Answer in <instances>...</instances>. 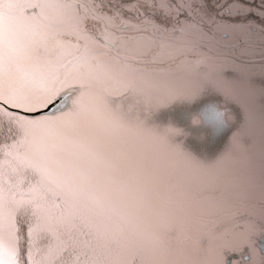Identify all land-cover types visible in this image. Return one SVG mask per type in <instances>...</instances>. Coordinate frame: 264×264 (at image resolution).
Returning <instances> with one entry per match:
<instances>
[{"label": "flooded vegetation", "instance_id": "1", "mask_svg": "<svg viewBox=\"0 0 264 264\" xmlns=\"http://www.w3.org/2000/svg\"><path fill=\"white\" fill-rule=\"evenodd\" d=\"M54 2L60 5L61 13L66 12V3L77 18L64 13L70 22L63 19L53 26L35 9L39 0H12L11 7L19 8L0 12V105L19 107L29 115L13 118L29 125L58 124L60 131L71 127L87 137H107L98 129L95 114L74 101L63 100L64 90L98 80L120 91L141 69L164 71L207 65L264 76V0H217L219 18L209 28L202 24L200 28H190L187 22L177 26L175 14L154 3L148 6L149 0ZM99 16L116 30L125 31L109 28ZM153 28L167 33L181 31L229 47L248 46L261 56L246 60L199 54L172 60L182 48L160 39ZM140 43H144L143 49ZM89 49L92 50L84 58L66 69ZM242 88L240 82L223 88L229 107L239 103ZM263 93L264 87H255L248 96L260 99ZM0 110L7 114L2 107ZM262 125L256 153L247 163L232 162L224 178L214 186L165 187L158 177L155 193L165 203L176 204L184 214L183 239L193 240L192 248L199 255V247L206 250V264H264V120ZM154 239L162 261L161 240L155 233Z\"/></svg>", "mask_w": 264, "mask_h": 264}, {"label": "water", "instance_id": "2", "mask_svg": "<svg viewBox=\"0 0 264 264\" xmlns=\"http://www.w3.org/2000/svg\"><path fill=\"white\" fill-rule=\"evenodd\" d=\"M10 1L0 0V12L10 13L19 8L11 7ZM54 1L39 0L35 9L53 26L63 19L70 22ZM63 6L66 13L77 17L68 6ZM153 29L160 39L175 42L182 48L172 60L199 54L235 59L261 56L248 46L229 47L181 31L167 33ZM116 31L122 33L125 28ZM139 45L143 49L144 43ZM235 82L243 84L241 99L236 106L229 107L223 88ZM255 87H264V76L205 65L164 71L139 70L120 91L98 80L64 90L63 100L74 101L89 114L95 113L97 127L106 132L140 170L146 220L164 248L161 264H206V250L199 247V255L192 248L194 241L183 239L184 214L176 204L165 203L155 193L158 177L165 187L178 184L188 189H207L224 178L232 162L247 163L256 153L255 141L263 133L264 93L260 99L252 100L248 96ZM1 106L14 116L29 115L7 104Z\"/></svg>", "mask_w": 264, "mask_h": 264}, {"label": "rangeland", "instance_id": "3", "mask_svg": "<svg viewBox=\"0 0 264 264\" xmlns=\"http://www.w3.org/2000/svg\"><path fill=\"white\" fill-rule=\"evenodd\" d=\"M149 2L190 28L203 26L202 12L211 10L203 0ZM58 126L29 125L0 110V264H17L18 214L31 218V264H82L71 253L89 244L96 251L86 264H160L134 162L106 136Z\"/></svg>", "mask_w": 264, "mask_h": 264}, {"label": "trees", "instance_id": "4", "mask_svg": "<svg viewBox=\"0 0 264 264\" xmlns=\"http://www.w3.org/2000/svg\"><path fill=\"white\" fill-rule=\"evenodd\" d=\"M203 1H207L211 9L209 13L207 12L208 14H210L209 20L205 19V16L202 15L204 18L203 25L209 28V26H212V25L214 26L216 24V20H218V18L214 17V15L218 16L219 14V10L216 8V5H215L217 0H203ZM5 122L12 124V122L7 121L6 119H5ZM2 136L3 135H0V139ZM9 141H11V139ZM5 142L8 143L7 141ZM30 219L31 218L28 215L24 216L22 214H18L16 216V233L18 237V245H17L18 248H17V255H16L17 264H31V261H30L31 247L33 248V246H32V238H30L31 234L29 233L30 232V225H29ZM81 238L86 239L85 234L82 235ZM95 251H96V248L89 244L86 250H83V251L77 250V251L72 252L71 258L73 257L75 259L76 256L80 257L78 255L81 254L82 258L84 259V262L82 264H86L87 261L91 260L92 255L95 253Z\"/></svg>", "mask_w": 264, "mask_h": 264}, {"label": "bare ground", "instance_id": "5", "mask_svg": "<svg viewBox=\"0 0 264 264\" xmlns=\"http://www.w3.org/2000/svg\"><path fill=\"white\" fill-rule=\"evenodd\" d=\"M178 1V0H177ZM199 5V4H198ZM200 5H201V7H198L199 8V10L200 9H202V8H204V7H207V5L203 2V3H200ZM205 5V6H204ZM205 10V9H204ZM209 13V11H206L205 10V12H202L203 13V15L205 16V19H207V20H209L210 19V14H208ZM214 17L215 18H219L218 16H215L214 15ZM215 26V25H214ZM68 71V70H67ZM96 117V116H95ZM18 119H20V118H16V120H18ZM96 124H97V126H98V121H97V117H96ZM99 130H101V129H99ZM98 136H99V134H98ZM258 140H256L255 142H257ZM255 145H256V143H255ZM226 169H228V168H226ZM160 182L159 181H157V185L159 184Z\"/></svg>", "mask_w": 264, "mask_h": 264}]
</instances>
